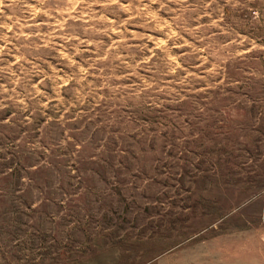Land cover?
<instances>
[{"label": "rangeland", "instance_id": "374dc122", "mask_svg": "<svg viewBox=\"0 0 264 264\" xmlns=\"http://www.w3.org/2000/svg\"><path fill=\"white\" fill-rule=\"evenodd\" d=\"M0 264H264V0H0Z\"/></svg>", "mask_w": 264, "mask_h": 264}]
</instances>
